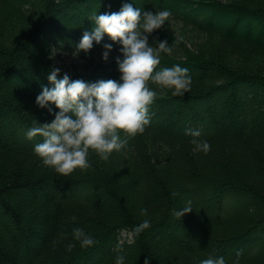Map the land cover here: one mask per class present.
Returning a JSON list of instances; mask_svg holds the SVG:
<instances>
[{"label":"trees","instance_id":"16d2710c","mask_svg":"<svg viewBox=\"0 0 264 264\" xmlns=\"http://www.w3.org/2000/svg\"><path fill=\"white\" fill-rule=\"evenodd\" d=\"M124 3L171 11L149 43L168 41L173 51L156 70L186 67L190 91L174 96L149 81L157 96L143 133L121 131L123 149L108 160L90 150V168L62 176L35 154L43 138L25 135L55 119L36 98L51 87L54 59L93 29L91 18ZM178 23L204 41L184 40ZM104 44L122 56L105 34L72 71L58 67V78L119 81L117 62L97 55ZM187 129L210 143L207 154ZM144 220L151 226L137 235ZM74 229L95 243L82 248ZM237 252L239 264H264V0H0V264H115L118 254L124 264H200L210 255L233 264Z\"/></svg>","mask_w":264,"mask_h":264},{"label":"clouds","instance_id":"9594fccd","mask_svg":"<svg viewBox=\"0 0 264 264\" xmlns=\"http://www.w3.org/2000/svg\"><path fill=\"white\" fill-rule=\"evenodd\" d=\"M170 16L171 11L167 9L142 12L133 4L124 3L118 12L95 14L91 18L94 27L91 31H84L79 43L75 44L73 56L77 57L80 51L90 52L94 42L100 43L107 34L112 41L122 45L119 49L122 56L116 57L121 76L119 81L101 79L85 82L72 80L67 73L58 78L61 69L55 65L51 67L48 76L51 87L42 86L36 103L41 108L47 107L55 119L50 123H39V126L34 122V126L25 133L28 139L43 138L34 146V152L45 166L62 176H69L77 168L87 170L91 167L88 160L90 150L101 159L108 160L113 151H120L127 144L126 139H121V131L131 137L143 133L150 123L149 108L157 96L149 87V81L161 88L174 89V96H183L190 91L191 76L186 67L175 65L156 70L160 54L170 55L173 49L167 40H157L156 46H151L149 34L162 28ZM103 47L102 57L107 61L113 45L104 44ZM54 49L50 58H54ZM52 104L59 109L58 112H54ZM186 134L193 137L191 143L196 150L205 154L211 150L208 141L198 139L201 135L199 130L187 129ZM191 210V207H185L174 214L183 217ZM150 226V220H144L134 231L139 235ZM73 237L82 248L95 243L94 238L82 229H74ZM73 247L74 244H69L68 251ZM241 254L237 252L233 264H239ZM124 260L125 257L118 254L115 264H124ZM200 264L227 262L223 256L210 255Z\"/></svg>","mask_w":264,"mask_h":264},{"label":"rangeland","instance_id":"374dc122","mask_svg":"<svg viewBox=\"0 0 264 264\" xmlns=\"http://www.w3.org/2000/svg\"><path fill=\"white\" fill-rule=\"evenodd\" d=\"M175 27L177 28L179 35L186 41L191 42V43H197L200 44L204 41V38L199 36L198 34H196L195 32H193L190 29H186L184 28L181 24H176ZM105 50L101 51L100 53H98V57L102 58V53ZM58 53V52H57ZM74 52H67V53H61L60 57H57V59H54V64H56L58 67H62L63 69L67 68V70L72 71V66L76 65L78 63V65L81 64V58L79 57V55L77 57L73 56ZM119 55V52L112 49V51L109 53V58L107 60V62H114L116 61V57ZM174 58H181L180 53L175 52L174 53Z\"/></svg>","mask_w":264,"mask_h":264}]
</instances>
